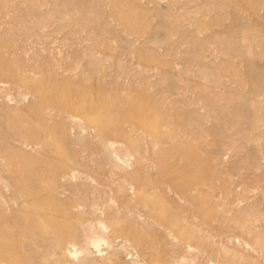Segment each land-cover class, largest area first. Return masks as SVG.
I'll return each mask as SVG.
<instances>
[{
	"label": "rangeland",
	"instance_id": "rangeland-1",
	"mask_svg": "<svg viewBox=\"0 0 264 264\" xmlns=\"http://www.w3.org/2000/svg\"><path fill=\"white\" fill-rule=\"evenodd\" d=\"M0 264H264V0H0Z\"/></svg>",
	"mask_w": 264,
	"mask_h": 264
},
{
	"label": "bare ground",
	"instance_id": "bare-ground-1",
	"mask_svg": "<svg viewBox=\"0 0 264 264\" xmlns=\"http://www.w3.org/2000/svg\"><path fill=\"white\" fill-rule=\"evenodd\" d=\"M143 116V115H142ZM143 119V118H142ZM145 119V118H144ZM148 120V119H147ZM149 121H150V119H149ZM149 121H147L148 123H150ZM144 122H146L145 120H144ZM152 122H154V121H152ZM155 123V122H154ZM153 124V123H152ZM90 230V229H89ZM87 233V232H86ZM92 233V232H91ZM90 235V234H89ZM95 235V234H94ZM86 236V235H85ZM92 236H93V234H92ZM89 237V236H88ZM91 237V236H90ZM97 237V236H96ZM95 236L93 237V238H96ZM85 239H87V237L85 238ZM88 240V239H87ZM94 242V241H93ZM92 243V242H91ZM96 245H97V243H95ZM94 247H95V245H93ZM99 246V245H98ZM94 247H92V248H94ZM91 248V249H92ZM96 248V247H95ZM98 252V251H97Z\"/></svg>",
	"mask_w": 264,
	"mask_h": 264
}]
</instances>
